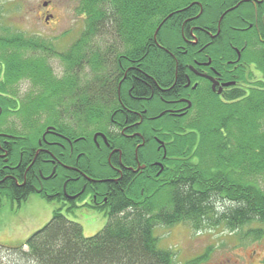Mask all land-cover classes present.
<instances>
[{
  "label": "trees",
  "instance_id": "trees-1",
  "mask_svg": "<svg viewBox=\"0 0 264 264\" xmlns=\"http://www.w3.org/2000/svg\"><path fill=\"white\" fill-rule=\"evenodd\" d=\"M174 1L80 0L76 11L84 15L85 26L66 51L57 50L42 37H26L18 31L0 35V91L10 93L8 85L22 78L40 87L31 92L37 96L27 104L14 110L2 105L0 117L19 110L28 121L23 125L24 132L14 127L9 131L14 136L0 137L3 143L0 152L7 153L4 157L8 162L18 161L23 146L32 147V155L47 125L42 119L49 117L50 121L58 122L62 110L59 102L64 97L67 100L79 98L83 105L74 115H80V127L78 130L69 127L74 131L69 135L77 139V150L83 153L80 169L97 177L108 176L111 173L107 161L109 148L101 139L97 145L93 138L95 130L105 126L96 116L106 111L107 105L96 106L95 97L108 82L112 59L124 61L123 54L130 60L142 61L141 66L151 74L173 76L174 64L168 63L166 52L176 51V45L182 40L180 29L172 24L174 17L167 18L159 29V41L164 47H157L153 36L175 8ZM236 1L225 3L224 7ZM253 10L252 5L243 2L229 11L222 20L223 34L228 37L241 34L233 25L240 22V13L251 12L253 16ZM222 13L223 10H208L204 15L215 25ZM211 49L215 54L221 52L228 57L230 42L225 40ZM246 52L248 62L255 68L248 76H241L245 88L227 94L224 100L210 97L199 102L194 108V121L191 118L184 128L164 121L170 133L167 138L171 141L165 169L156 174L149 164L143 172L126 175L116 185L113 198L109 197L104 205L97 207L108 219L103 229L86 236L83 226L69 219L62 207H58L51 219L23 243L12 247L0 244V248L29 264H177L175 252L160 246L159 237L154 234L156 226L184 223L197 230L222 226L240 236L262 238L264 42L249 43ZM55 56L64 63L65 78L56 75L50 63ZM2 102L0 96V104ZM66 108L74 110L69 105ZM30 119L34 120L33 124ZM81 135L87 138H80ZM154 148L151 146L147 155L156 153ZM4 163L0 157V167ZM62 180L58 177L55 183L61 184ZM100 188L107 191L110 183ZM27 195L16 193L12 185H0V210L4 199L9 198L20 207ZM42 196L49 201L60 200L54 195ZM103 196L105 194L101 198ZM217 200L223 201V210H219ZM208 253L209 250L181 264H198Z\"/></svg>",
  "mask_w": 264,
  "mask_h": 264
},
{
  "label": "flooded vegetation",
  "instance_id": "flooded-vegetation-1",
  "mask_svg": "<svg viewBox=\"0 0 264 264\" xmlns=\"http://www.w3.org/2000/svg\"><path fill=\"white\" fill-rule=\"evenodd\" d=\"M234 1H174L175 8L163 19L153 36L154 44L164 47L159 41L158 32L167 18L174 17L172 24L180 29L182 40L176 45V51L166 52L168 63L174 64L173 76L159 77L144 69L142 61L130 60L125 54L124 61L115 60L112 54L114 60L112 59V68L109 69L108 82L98 91L99 95L94 101L96 106L100 103L107 105V110L98 112L96 116L98 120L104 121L105 126L95 130L93 138L97 145H100L101 139L109 148L107 161L111 173L108 176L97 177L95 173L88 174L80 169L79 162L83 153L77 150V139L69 135L74 134L69 127L79 129L81 118L74 114L79 112L83 101L79 98L67 100L64 97L59 102L62 110L58 122L50 121L49 117L47 121L45 119L47 125L39 146L32 155V147L23 146L18 161L11 164L4 157L7 153L0 152V157L5 162L0 167V185H12L16 193H28V197L32 193L58 196L67 207L75 205L73 209L86 206L98 210L97 207L104 205L109 197L113 198L116 185L130 172L134 175L143 172L148 169L149 164H152L151 169L156 174L162 172L171 143L167 138L170 134L169 130L166 131L168 127L163 122L168 120L174 122L175 127L184 128L185 123H189L194 117L195 105L210 97L224 100L227 94L244 89L241 76H248L254 69V64L246 58V49L249 43H257V40L264 42V0H237L233 5L224 7L225 3ZM53 2H43L47 7L44 15L47 23L55 16L50 9ZM243 2L253 6V16L251 12L240 13V22L233 25V28L238 29L241 34L225 36L222 31L223 18ZM208 10H223L215 25L204 15ZM225 40L230 42L228 57L221 52L213 53L211 48H217ZM65 75L66 68H63L61 78H65ZM0 96L3 102L12 98L4 93ZM13 97L19 102L17 96ZM67 105L74 110L68 111ZM1 110L2 104L0 112ZM12 136L0 132V137ZM80 138L86 139L87 135H81ZM2 144L0 140V146ZM153 145L156 153L149 156L148 150L150 152ZM58 177L63 179L61 184L55 183ZM107 183H110L111 188L102 190V184ZM103 194L105 196L101 198ZM10 229L12 228L6 227L5 231L8 233Z\"/></svg>",
  "mask_w": 264,
  "mask_h": 264
},
{
  "label": "rangeland",
  "instance_id": "rangeland-1",
  "mask_svg": "<svg viewBox=\"0 0 264 264\" xmlns=\"http://www.w3.org/2000/svg\"><path fill=\"white\" fill-rule=\"evenodd\" d=\"M45 1L48 0H0V35L18 31L26 37H42L52 43L57 50H68L81 35L85 26L84 15L76 11L80 0H53L50 9L55 16L50 23L44 20L47 8L43 5ZM50 63L56 75L61 76L64 68L61 58L55 56L51 58ZM86 70L88 74L89 70ZM8 87L11 92L4 94H9L14 101L2 102V105H9L12 110L35 98L37 95L34 96L31 92H36L40 88L27 78H22ZM0 93L2 94L3 91ZM13 95L19 98V102ZM195 113L192 116H195ZM45 119L47 121V117L42 121ZM33 121L29 120L31 124L34 123ZM27 122L25 116H21L18 110L17 113L0 117V131L4 130L12 134L9 131L15 127L24 132L26 129L23 125ZM11 202L10 199H4L0 210V243L4 245L16 246L23 243L34 231L42 228L51 219L54 210L58 207H62L63 213L69 219L83 226L86 236L103 229L108 221L103 212L86 206L68 210L63 201H49L38 193H32L20 207L17 203ZM217 202L219 210H223V201L217 200ZM6 227L12 228L9 234L5 231ZM154 234L159 237L162 248L175 252L177 264L202 255L207 250H209L207 258L198 264H264V236L259 239L240 236L222 226H205L197 230L184 223L171 227L158 225L154 229ZM0 264L29 263L17 259L15 254L0 248Z\"/></svg>",
  "mask_w": 264,
  "mask_h": 264
},
{
  "label": "water",
  "instance_id": "water-1",
  "mask_svg": "<svg viewBox=\"0 0 264 264\" xmlns=\"http://www.w3.org/2000/svg\"><path fill=\"white\" fill-rule=\"evenodd\" d=\"M96 136H97V135H95V139H96ZM103 137H104L105 141H107V139H106V136H105V135H103Z\"/></svg>",
  "mask_w": 264,
  "mask_h": 264
},
{
  "label": "bare ground",
  "instance_id": "bare-ground-1",
  "mask_svg": "<svg viewBox=\"0 0 264 264\" xmlns=\"http://www.w3.org/2000/svg\"><path fill=\"white\" fill-rule=\"evenodd\" d=\"M107 139V138H106Z\"/></svg>",
  "mask_w": 264,
  "mask_h": 264
}]
</instances>
